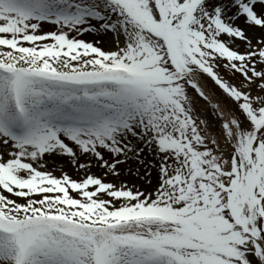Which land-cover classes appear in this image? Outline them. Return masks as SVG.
Returning a JSON list of instances; mask_svg holds the SVG:
<instances>
[{"label": "snow or ice", "instance_id": "obj_1", "mask_svg": "<svg viewBox=\"0 0 264 264\" xmlns=\"http://www.w3.org/2000/svg\"><path fill=\"white\" fill-rule=\"evenodd\" d=\"M0 264H264V0H0Z\"/></svg>", "mask_w": 264, "mask_h": 264}, {"label": "rangeland", "instance_id": "obj_2", "mask_svg": "<svg viewBox=\"0 0 264 264\" xmlns=\"http://www.w3.org/2000/svg\"><path fill=\"white\" fill-rule=\"evenodd\" d=\"M85 38H86V39H91L92 37H90V36H86ZM62 163H63V167H64V169H65L70 175H73L74 178H75V175H76V174L74 173L73 169H72L69 165H67L66 162H62ZM56 174L59 175V172H57Z\"/></svg>", "mask_w": 264, "mask_h": 264}]
</instances>
